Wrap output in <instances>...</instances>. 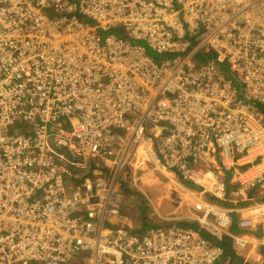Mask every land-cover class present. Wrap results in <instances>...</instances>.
Listing matches in <instances>:
<instances>
[{
	"label": "built area",
	"instance_id": "built-area-1",
	"mask_svg": "<svg viewBox=\"0 0 264 264\" xmlns=\"http://www.w3.org/2000/svg\"><path fill=\"white\" fill-rule=\"evenodd\" d=\"M263 12L264 0H0L6 252L19 249L24 264H220L223 249L197 230L152 227L144 238L123 226L126 184L181 174L175 183L205 212L197 216L202 229L234 237L241 250L264 246V110L250 104H264ZM117 23L168 57L158 60L128 37L104 39ZM208 51L217 61L200 60ZM226 63L244 84L243 99L223 74ZM22 122L30 134L2 136ZM178 142L196 151L184 148L191 157L180 159ZM217 159L234 170L236 186L215 177L203 190L211 170L204 176L199 164ZM222 199L245 202L233 209ZM234 210L245 213L239 227L251 236L229 230L233 216L224 212Z\"/></svg>",
	"mask_w": 264,
	"mask_h": 264
},
{
	"label": "bare ground",
	"instance_id": "bare-ground-1",
	"mask_svg": "<svg viewBox=\"0 0 264 264\" xmlns=\"http://www.w3.org/2000/svg\"><path fill=\"white\" fill-rule=\"evenodd\" d=\"M223 6L225 7V6H228V4H227V2L226 1H223ZM264 13V12H263ZM103 37H104V39H106L107 37H109V36H114V38H118V37H128L133 43H135V44H139V45H141V46H143L146 50H152V51H155V50H153V47H151L150 45H149V43L146 41V40H144V39H137V37H136V35L135 36H131V31L130 30H128L127 29V27L125 26V25H123V24H120V23H117V24H115V25H109V29L108 30H105V29H103ZM143 41H145L146 42V44H143V43H141V42H143ZM159 54L156 52V57L158 56ZM32 80H33V78H32ZM68 122L67 120H62V122ZM18 124V123H17ZM17 124H14V125H11L9 128H7V131L5 132V133H3V135L2 136H6V135H16V136H20V135H23V134H15V133H12V131L13 130H17L19 127H17ZM53 124H50L49 125V130H52L53 129ZM32 128V130H33V127H31ZM183 138L184 139H189V136H183ZM212 139V141H214V142H216V144H217V146L222 142V140H219V139H217V137H212L211 138ZM48 144H52V140H48V141H46ZM174 149H175V151L177 152L176 154H178V156H179V158L180 159H183V158H185L186 156H189V157H191V155L190 154H188V153H185V154H182V152L183 151H185V149L187 148L189 151L188 152H195L196 151V147L194 146V145H189V144H187V143H181V142H178L177 144H175L174 145V147H173ZM185 148V149H184ZM32 153H35V152H37V150H32L31 151ZM129 152H131V150L129 151ZM66 153H67V151H66ZM131 154L133 155V153L131 152ZM205 153H203L202 154V157H204L205 158ZM160 158H163V157H165V158H169L170 160H172L173 162L172 163H175V162H177L178 160H180V159H178L177 160V158L176 157H174V156H172L171 155V157H169V156H167V154H161L160 156H159ZM77 159H79L78 157H76ZM194 158H196V156H194ZM39 159H40V156L39 157H37V158H35V159H30L29 157H27L25 160H26V162H28V163H30V164H34V163H36V162H38L39 161ZM7 161H9V162H11L12 161V159L10 158V159H8ZM70 162H72V160L70 161ZM69 162V163H70ZM191 163H193V161H192V159H191ZM199 166H200V168L203 170V175L205 176V174H206V172L208 171V170H211V171H208L207 172V174H206V178H204V185L202 186V189L204 190V188H205V186H207V185H209L210 184V182H211V178H215V177H218L219 178V180H223V182L225 183V185L228 187V188H233L234 186H236V185H232L233 183H232V181H233V177H234V170L232 169V170H226L225 168H223L222 167V164H221V162L217 159L216 160V162H215V165L214 166H212V165H208V163H200L199 164ZM18 167L20 168V166L18 165ZM72 171L73 172H77L78 170H77V168H75V167H73L72 168ZM89 171H91V173L90 174H93L92 175V177H96V175H95V173H98V171L96 170V169H93V168H89ZM226 172H231V175L230 176H227L226 175ZM110 174H112L111 172H110ZM184 178H185V175H183V174H181V175H178L177 177H176V180H179V181H183L184 180ZM94 181H96L95 179H90V181L89 182H86V181H81V184L80 185H78V187H83V186H86V185H89V184H92V182H94ZM67 182H69V180H66V183ZM83 182V183H82ZM106 180L105 179H103V185H104V188L105 189H107V185H106ZM232 183V184H231ZM72 184V182H70V183H68V184H66V186H68V185H71ZM167 184L169 185V182H167ZM170 186V185H169ZM24 186H22V188H20V190H18L17 191V193L18 192H20V191H23V188ZM117 189H119V188H117ZM21 193V192H20ZM107 194H108V196H110V197H113L114 195L111 193V192H107ZM105 195H106V193H105ZM226 197L228 198L229 197V194H227L226 193ZM102 198V197H101ZM216 199V198H215ZM223 200V199H222ZM128 204H133L132 202H130V201H128L127 202ZM234 205L233 206H228V207H230V208H233V209H236V208H239V207H241V206H243L244 204H242V203H240V202H234L233 203ZM121 212H122V214L123 215H125V216H127V217H132V218H136L135 216H136V213H135V210L132 208V207H130V209H121ZM225 214H227V215H232L233 216V221H232V225H233V223L235 222V218H234V214H237V217H238V220L239 219H242V218H244L245 217V213H242V212H238V211H233L232 213H228V212H224ZM151 218V216H148V218L147 219H150ZM151 225V223L150 224H146V225H143L142 227V229H143V231H142V233H141V235L145 238L146 237V234H147V231H149V230H151V228L149 227ZM8 228H10L11 230H12V232L14 231L13 230V224L12 225H10V227H8ZM232 233H234V234H236V235H238V236H240V237H244L245 235H247V236H251V234H252V230H249V229H241L240 227H239V230L240 231H238V233H236V232H234V230L232 229V226L230 227V229H229ZM229 237V238H232V240H233V242H234V244H236V240L234 239V237H231V236H229V235H225L224 237ZM258 236V235H257ZM217 238H219V237H217ZM9 240H10V237H9V233L8 232H6V231H0V241H1V249H0V258H4V256H6V258L7 259H10V262L9 263H12L11 261H15V263L16 264H24V260H19L18 259V256H21V253H19V249L16 251L17 253H15L14 255H13V257H11L7 252H6V246H7V244L9 243ZM215 246V244H213L212 243V247H214ZM257 249H259V248H256L253 244L252 245H250L249 246V251H250V254H252L251 255V257H250V259L252 260V261H254V262H257V263H259V259H258V257L254 254V252L257 250ZM1 255H4L3 257H1ZM14 256L16 257V258H14ZM225 256V251L224 250H222V253L220 254V258H219V260L221 259V258H223ZM15 259V260H14ZM34 263H37V262H31L30 264H34ZM228 263V261L227 260H224L223 262H220V264H227ZM3 264H8V262H5L4 261V259H3ZM12 264H14V263H12Z\"/></svg>",
	"mask_w": 264,
	"mask_h": 264
},
{
	"label": "rangeland",
	"instance_id": "rangeland-1",
	"mask_svg": "<svg viewBox=\"0 0 264 264\" xmlns=\"http://www.w3.org/2000/svg\"><path fill=\"white\" fill-rule=\"evenodd\" d=\"M141 43L146 44L145 41ZM149 54L156 55V53L152 50H149ZM199 57L201 61H206V60L217 61V54L214 51L201 52ZM225 65L223 66V74L236 85L238 93L242 95L244 91V84L241 78L232 72L228 63H226ZM17 127L19 128L17 130H13L12 133L25 134L31 131L30 125L27 122H22L21 124H17ZM226 175L230 176L231 172H226ZM176 177L177 176L172 175L173 182L176 181ZM132 187L133 185L126 184L127 190L130 189L131 191H133ZM134 194L139 196L138 199L140 201L138 200L137 202L138 203L142 202L141 214L143 215L144 219H147L148 216H151V218H154L155 221L159 220L157 223H164L163 225H166L169 228L179 227V226H171L172 224L167 225L169 221H172V223H177L174 222L173 220H177V221L185 220L186 222L196 223L199 224V226L201 225V221L198 220L197 216L200 214L201 216H203L205 212L203 211L202 208H199L201 205V204L199 205L200 202L195 198L192 199L187 198V196L185 195L186 193L179 188L176 189L175 186L172 187L173 198H171V200L167 199L168 200L167 214L163 213L164 206L162 203L158 201L159 195L155 194L154 192H151L150 188L147 189V197L144 196L142 193L137 192V189H135ZM140 197H143V200H141ZM174 198L179 200L178 203L173 202ZM190 229L192 228H188V230Z\"/></svg>",
	"mask_w": 264,
	"mask_h": 264
},
{
	"label": "trees",
	"instance_id": "trees-1",
	"mask_svg": "<svg viewBox=\"0 0 264 264\" xmlns=\"http://www.w3.org/2000/svg\"><path fill=\"white\" fill-rule=\"evenodd\" d=\"M166 57H168V56L167 55H158L157 59L162 60L163 58H166ZM188 183L192 185V182H188ZM254 192H255V188H252L250 191V194H253ZM132 198L133 197H130L128 200L130 201ZM136 201H137V199H136ZM244 202L245 201H241L240 203H244ZM222 204H224L226 206H233L234 205L231 201H227V200H223ZM174 218H176V217H174ZM234 218H235V222L232 225V229L234 230V232L238 233V231H240V230H239V222H238L237 214H234ZM145 221L151 222V225L149 226L150 228H152V227L158 228V227H162V226L167 227L166 225H163L164 223L158 224L157 222L154 221L153 218L145 219ZM173 221L177 222V223L170 222L167 225L172 224L171 226H179V227H184L187 229L192 228L194 230H197L200 235H202L207 240H210L213 244H215V246L221 247L225 251V256L219 260L220 262L227 260L229 264H264V246H261L258 250V252L263 256V262L257 263V262L252 261L250 259V257H248L249 249H244V250L239 249L234 244L232 238H229L227 236L223 237V238H217L216 236H214L213 234L208 232L206 229H202L201 226H199V224H196V223L186 222L185 220H180V221L173 220ZM173 224H176V225H173ZM127 227L134 233H142V231H143V229H141V228L135 229V228H131L130 226H127ZM256 232L254 233L255 235H257Z\"/></svg>",
	"mask_w": 264,
	"mask_h": 264
},
{
	"label": "crops",
	"instance_id": "crops-1",
	"mask_svg": "<svg viewBox=\"0 0 264 264\" xmlns=\"http://www.w3.org/2000/svg\"><path fill=\"white\" fill-rule=\"evenodd\" d=\"M21 124V123H20ZM31 128V126H30ZM32 132V128L31 131L29 133H25V134H30ZM179 181V180H177ZM167 182H169V185L167 184ZM141 187H146V188H150L151 192H154L155 194L159 195V202L163 204L164 209H163V213L167 214V204H168V200L173 198L172 197V187L175 186L176 189L178 187V184L173 182L172 180H169L167 176L162 175L157 176V177H153L149 183H144V184H140ZM180 189V188H179ZM178 199L174 198L173 202L178 203ZM182 205V204H181ZM131 207V206H130ZM129 207V208H130ZM132 208L135 210L136 213V218H132V217H128V220H124L123 224H128V226H130L131 228H143V225L146 224H150L151 222L149 221H145V219L143 218L142 213V209L141 206H132ZM154 219V218H153ZM169 219V218H168ZM155 221V220H154ZM159 221V220H158ZM155 221V222H158ZM172 221H169L168 223H170ZM159 224V223H158ZM257 235H262V231L259 228L258 231L256 232ZM251 251V250H250ZM250 251L248 252V254L250 253ZM256 254H258L257 256L261 259V261L263 260V256L258 252L257 250L255 251Z\"/></svg>",
	"mask_w": 264,
	"mask_h": 264
},
{
	"label": "flooded vegetation",
	"instance_id": "flooded-vegetation-1",
	"mask_svg": "<svg viewBox=\"0 0 264 264\" xmlns=\"http://www.w3.org/2000/svg\"><path fill=\"white\" fill-rule=\"evenodd\" d=\"M237 94H238V99L240 100V99H243V97H244V95H245V91H243V94L242 95H240L239 93H238V90H237ZM250 104H251V106H254V107H257V108H259V109H261V110H264V104H261V103H252V102H250ZM133 191H131L130 189H128L127 191H126V194H125V196H124V198H123V200H122V202H121V209H130L129 207L131 206H142V202H140V203H138L137 201L139 200L138 199V195H135L134 194V191H135V189H137V192H140V193H142L144 196H146L147 197V189L148 188H146V187H141L140 185H133ZM130 197H133L131 200H130V202H132L133 204H128L127 202L129 201L128 199L130 198ZM136 199H137V201H136ZM140 199L141 200H143V197H140ZM140 201V200H139ZM124 217H125V215H124ZM127 217V216H126ZM127 221V220H126ZM124 227H127L128 226V224L126 223V224H124L123 225Z\"/></svg>",
	"mask_w": 264,
	"mask_h": 264
},
{
	"label": "clouds",
	"instance_id": "clouds-1",
	"mask_svg": "<svg viewBox=\"0 0 264 264\" xmlns=\"http://www.w3.org/2000/svg\"><path fill=\"white\" fill-rule=\"evenodd\" d=\"M185 184H187L188 186H192V187H193V185L189 184L187 181H186ZM177 188H179V186H178ZM181 190H182V189H181Z\"/></svg>",
	"mask_w": 264,
	"mask_h": 264
},
{
	"label": "water",
	"instance_id": "water-1",
	"mask_svg": "<svg viewBox=\"0 0 264 264\" xmlns=\"http://www.w3.org/2000/svg\"><path fill=\"white\" fill-rule=\"evenodd\" d=\"M227 264H229V263H227Z\"/></svg>",
	"mask_w": 264,
	"mask_h": 264
}]
</instances>
